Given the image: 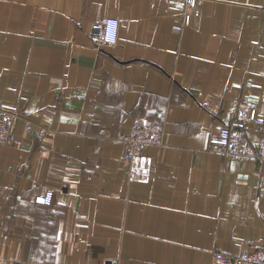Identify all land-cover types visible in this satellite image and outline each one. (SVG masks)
<instances>
[{
    "label": "crops",
    "instance_id": "crops-1",
    "mask_svg": "<svg viewBox=\"0 0 264 264\" xmlns=\"http://www.w3.org/2000/svg\"><path fill=\"white\" fill-rule=\"evenodd\" d=\"M182 2L0 0V103L16 114L0 264H212L264 246V161L209 148L239 102L264 118V0L205 1L187 23ZM107 17L117 43L98 48ZM136 114L165 145L131 171L118 137Z\"/></svg>",
    "mask_w": 264,
    "mask_h": 264
},
{
    "label": "built area",
    "instance_id": "built-area-1",
    "mask_svg": "<svg viewBox=\"0 0 264 264\" xmlns=\"http://www.w3.org/2000/svg\"><path fill=\"white\" fill-rule=\"evenodd\" d=\"M205 1L226 2L227 0H183L178 8L182 12L185 23L188 22L192 9ZM118 29L119 21L116 18L107 17L96 22L93 25V30L97 47L114 46L117 43ZM15 117L14 112L0 103V145L8 144L13 140ZM250 125L256 126L260 131L257 141H254L249 134ZM27 129L33 130L30 123L27 125ZM47 132L48 129L44 127L38 131L39 135H45ZM118 140L125 147L122 162L132 171L147 147L165 145V133L158 120L136 114L130 133L120 135ZM209 148L227 158L264 161V118L257 117L255 106L252 103L239 102L234 120L210 138ZM53 197L54 191L48 188L36 197V201L39 204L50 206ZM108 264H118V260L114 259ZM212 264H264V246L253 247L240 255H228L215 250L212 254Z\"/></svg>",
    "mask_w": 264,
    "mask_h": 264
}]
</instances>
